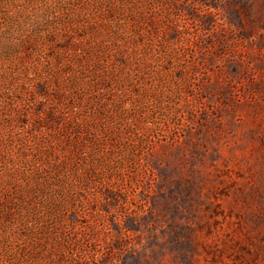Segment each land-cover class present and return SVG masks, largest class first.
<instances>
[{
    "label": "rangeland",
    "instance_id": "rangeland-1",
    "mask_svg": "<svg viewBox=\"0 0 264 264\" xmlns=\"http://www.w3.org/2000/svg\"><path fill=\"white\" fill-rule=\"evenodd\" d=\"M0 264H264V0H0Z\"/></svg>",
    "mask_w": 264,
    "mask_h": 264
}]
</instances>
